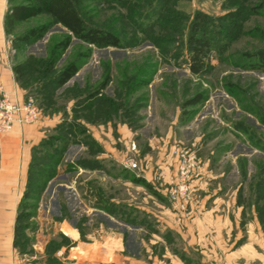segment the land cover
Masks as SVG:
<instances>
[{
	"label": "rangeland",
	"instance_id": "374dc122",
	"mask_svg": "<svg viewBox=\"0 0 264 264\" xmlns=\"http://www.w3.org/2000/svg\"><path fill=\"white\" fill-rule=\"evenodd\" d=\"M15 1L33 6L32 0ZM77 9L87 26L110 31L119 45H89L42 11L3 37L12 63L24 65L27 96L46 113L56 111L58 135L65 140L58 161H36L62 174L44 189H32L26 203L33 206L19 212L30 217L22 230L25 243L15 246V264H264V66L256 62V53L264 51V0H80ZM196 10L211 16L218 43L225 46L223 52H212L201 75L192 74L187 65L186 37ZM229 11L239 15L234 28L220 19ZM42 24L47 26L42 38L16 50L14 36ZM68 36L67 47L53 52ZM72 63L76 73L58 85L57 76ZM190 99L197 101L185 104ZM106 122L126 131L111 132L116 154L110 150L101 156L105 149L95 144L89 127ZM118 136L124 139L120 142ZM163 144L164 155L176 158V174L165 194L156 191L164 187L162 179L159 184L154 179L152 193L131 176L142 175L152 163L156 176L154 162ZM175 150H186L196 162L183 211L173 210L168 193L177 179ZM78 158L89 167L85 170L93 171L77 174L72 162ZM125 158L138 162V172L122 166ZM203 163L208 175L197 186L193 181ZM60 185L75 190L64 191ZM216 185L223 189L217 218L236 221L224 236L238 237L240 244L231 249L230 243H207L218 254V259L207 260L200 244L188 243L191 235L199 239L204 234L186 229L190 214L197 212L193 207L203 198L201 189ZM86 187L108 211L88 202L90 194L81 191ZM139 205L153 213L151 219L145 217L149 222L140 221ZM132 224H138L143 244L131 252L125 235L135 231ZM207 233L210 238L216 232L210 227ZM252 253L257 256L249 260Z\"/></svg>",
	"mask_w": 264,
	"mask_h": 264
},
{
	"label": "crops",
	"instance_id": "0c3cea01",
	"mask_svg": "<svg viewBox=\"0 0 264 264\" xmlns=\"http://www.w3.org/2000/svg\"><path fill=\"white\" fill-rule=\"evenodd\" d=\"M7 5H8V0H0V94L2 92H5L15 97L18 101H23L27 96V91L25 87L21 86L20 83L16 80L15 73L13 71L14 63H12V61L10 60L8 52L5 49V45L3 44V37L5 34L4 15L7 10ZM39 112H40V116H39V121L37 123L24 125L20 128L14 129L13 131L0 133V264H15L16 250L15 247L13 246L15 218L17 215L18 203L26 189V183L29 175V167L31 162H33L34 159L33 156L36 155L35 151L36 149L41 148L42 146L41 144L43 143V140L45 138L50 136H58L59 134L58 133L59 127L57 124L58 119L55 116L56 111H53L52 113H46L43 109L39 108ZM89 128L92 131L91 136L95 141V144L99 146H103V148L105 149V152L100 154L101 156L106 155L107 154L106 152L110 150H112V152L114 150L113 153L116 154V150L112 148V144H111L112 140H114L112 138L114 136H111V132L114 133L121 131L125 132L126 129H124V127H122L120 124L116 126H112L110 122L109 123L106 122L103 124H91ZM97 131L103 132L106 138L104 137L97 138L98 135ZM116 138L120 142L121 140L124 139V137L122 136L121 137L118 136ZM44 147L47 146L44 145ZM164 150H165V145L163 144L161 146V150L158 152L159 159L157 161L155 160L156 162H154L158 165V169H156L157 170L156 176L153 170V163L151 165L149 164L150 167H147L145 170H142L141 173L142 175L139 176L145 181V183H147L146 184L147 186L142 183L135 182L132 176H131V181L135 183L137 186L145 187L152 193H155L153 191L151 183L153 184L154 183L153 180L155 179V181L159 184L158 181L162 179V182L160 183H162L164 187L162 188L156 187V191L162 190L163 194H165L167 188H169L170 182L173 181L176 174V158L171 157V155L170 156L164 155L165 154ZM112 152L110 153L112 154ZM110 153L109 155L111 156ZM232 154L234 155L232 161H234L235 155L237 153L234 152ZM98 158H100L99 155L94 156L95 163H98L97 160ZM122 160L120 159V162ZM72 163L74 164V166H76L77 174L80 172L93 171L92 169L85 170V169H89V167L87 168L83 167V164L80 165V163L77 160ZM232 168L236 169L234 164H232ZM99 172H103V171L101 170ZM61 174L62 173L59 174L56 171V174L50 180H52L55 177H59ZM203 175L206 176L208 175V171L206 170L205 163L200 164L197 167V177L194 179L193 184L198 186L197 181L200 180L199 178L202 177ZM201 184L202 182H200V185ZM60 187L64 191L66 189L68 190L73 189V187L65 188L62 185H60ZM200 187L202 188V186ZM164 189L166 190L164 191ZM92 190L93 189L91 187L89 188L86 187L81 189V191L83 192V196H87L86 193H90V195L87 196V197L91 196L89 197L88 202L91 203L93 207H95L96 205L99 204L101 199L98 198L96 192ZM221 190L223 189H221L217 185L214 188L209 187L206 189L205 187V191L201 189L203 198L200 200L199 205H195L193 207V210H196L197 212L190 214V221L187 224L188 228L186 229V232H188V234H193L192 231H195L197 229L200 230V233L202 232L204 234L203 235L204 237H201L199 239L198 238L195 239V237H192L191 235L188 243L200 244V249L202 253L205 254L207 260L210 259L209 256H211V260L213 258L215 260L218 259V254H216L213 251L214 246L220 247L217 246L218 243L221 244L222 247L223 245L225 244L227 245L230 243L231 249H233L232 247L236 242L239 243L238 237L230 239L228 236H224L225 228H229L230 225V229H231L236 221L230 220L231 222H229L227 220H220L217 218L218 214L216 213V211L219 210V204L221 202V200H218L217 197H219ZM69 192L73 193L72 190ZM78 194L79 193L75 191V195L78 196ZM212 198H214L212 202L215 201V203H212L211 205H206L205 202ZM138 208L142 210L141 211L142 219L140 221H142V223L145 221L149 222L148 220L145 219V217L150 218L149 216L153 213L147 210L146 207L143 205H139ZM213 212L215 214H213ZM105 220L109 222V225L110 224L113 225L110 219H105ZM163 222H169V221H165L164 219ZM126 225H131V223L129 224L127 223ZM132 227H134L135 231L133 232V230L132 231L130 230L126 232L125 235L127 241L126 244L130 247L131 252L134 249H137V247L139 249V246L143 244L141 239L137 237L138 224H132ZM210 227L215 229L216 232L214 236L210 237L211 239L208 237V233H207ZM76 238L73 239L76 240ZM135 243H139L138 246H136ZM202 243L204 245L210 243L213 245V247L210 248V250H208L209 244L206 245L207 247L206 246L204 247ZM134 245L136 248L133 247ZM253 254L255 253H252L251 255L250 254L247 255V258L250 260V258L257 256ZM136 255L137 257H139L140 253L137 252ZM212 255L215 257H213ZM236 256L239 258L240 255L237 254Z\"/></svg>",
	"mask_w": 264,
	"mask_h": 264
},
{
	"label": "trees",
	"instance_id": "16d2710c",
	"mask_svg": "<svg viewBox=\"0 0 264 264\" xmlns=\"http://www.w3.org/2000/svg\"><path fill=\"white\" fill-rule=\"evenodd\" d=\"M32 2L33 6L18 4L15 0H8V8L4 15V29L7 34L11 33L15 25L24 20L27 16H32L42 11L51 16L56 22L60 23L71 35L89 45L98 47L119 45L118 37L110 31L86 25L77 9L80 0H32ZM238 17L239 15L236 11H229L225 15H222L220 19L224 20L227 25H229V28H234ZM46 29L47 26L42 24L30 28L20 35L14 36V40L18 44H16V50L18 49V46L20 48L25 43L42 38ZM218 35L219 32H217V25L213 22L211 16L206 12L196 10L191 17L186 37L187 65L192 74H203L208 68L212 52H223L225 50V46L218 43ZM68 41L69 36L64 41L54 45L53 52L60 48L65 49L68 45ZM256 57L258 66H264V51H258ZM53 61L54 58L52 57L49 64H53ZM13 71L16 80L21 86H25L26 83L24 84V77H22L24 65L22 63L13 65ZM76 71L77 66L74 63L66 66L57 76V84L63 85L76 73ZM196 101V99H190L186 101L185 104H192ZM64 141V137H59V135L47 137L41 144L42 146H47V149L41 150L38 148L35 151L37 156H33V162H31L29 167L26 189L18 203L14 226V247L18 243H25V240L22 239L24 237L22 230L25 228L24 222L30 217L29 213H25L27 211H24L23 215L19 212H22L23 209L27 210V208L33 206L29 202L26 203L28 198H31L34 194L33 190H35V188H40L41 190L44 189L48 181L56 174L55 170L49 171L46 165L36 164V161L37 159L43 162L58 161L65 149ZM77 161L82 163V159L80 158H78ZM132 178L135 182L144 185L147 184L141 177L132 176ZM98 205L102 208L104 207V204L101 201ZM104 208L107 211L109 210L108 206H105ZM62 211V206H60V213H62Z\"/></svg>",
	"mask_w": 264,
	"mask_h": 264
},
{
	"label": "built area",
	"instance_id": "2783aa9c",
	"mask_svg": "<svg viewBox=\"0 0 264 264\" xmlns=\"http://www.w3.org/2000/svg\"><path fill=\"white\" fill-rule=\"evenodd\" d=\"M39 108L30 96H26L23 101H18L8 93L0 94V133L13 131L24 125L37 123L39 121ZM177 156V179L168 191L173 210H184L189 200V180L194 172L196 162L194 155H189L186 150H175ZM122 166L130 171L139 170L138 162L133 158H125L121 161ZM140 176V174H137ZM62 251H57L58 257Z\"/></svg>",
	"mask_w": 264,
	"mask_h": 264
}]
</instances>
